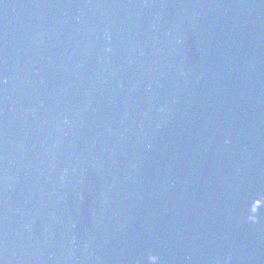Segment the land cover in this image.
Instances as JSON below:
<instances>
[{
	"label": "water",
	"instance_id": "obj_1",
	"mask_svg": "<svg viewBox=\"0 0 264 264\" xmlns=\"http://www.w3.org/2000/svg\"><path fill=\"white\" fill-rule=\"evenodd\" d=\"M0 264H264V0H0Z\"/></svg>",
	"mask_w": 264,
	"mask_h": 264
}]
</instances>
